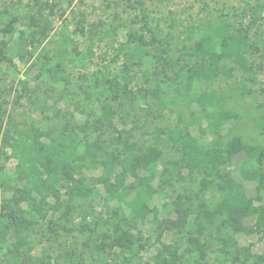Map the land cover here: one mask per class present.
<instances>
[{
    "label": "rangeland",
    "instance_id": "1",
    "mask_svg": "<svg viewBox=\"0 0 264 264\" xmlns=\"http://www.w3.org/2000/svg\"><path fill=\"white\" fill-rule=\"evenodd\" d=\"M221 21L235 35H245L253 73L225 63L231 76L195 81L188 90L186 51L209 23ZM63 38L68 43L60 52ZM1 41L6 52L0 60V264H157L159 250L166 257L173 249L186 260L177 264H196L185 253L190 237L206 246L207 264L243 262L241 254L218 255L219 238L231 234L219 219L200 225L195 219L198 205L211 211L219 202L217 190L201 192L204 176L197 173L181 169L165 180L162 172L180 161L183 138L210 147L209 112L236 116L221 128L225 142L240 135L246 143H264V0H0ZM205 91L220 99L203 113L196 97ZM107 103L114 113L102 122ZM127 132L136 153L160 141L148 203L158 223L153 213L129 221L128 210L96 181L107 160H113V179L129 158L123 146ZM53 142L69 152L72 164L49 181L38 161L42 147ZM254 165L242 150L222 169L241 181L240 172ZM125 184L136 181L128 176ZM80 185L86 193L76 189ZM243 185L247 198H255V183ZM38 191L45 198L36 208ZM175 202L181 203L179 213ZM259 204L264 207V192ZM1 207L30 221L21 237L13 228L5 234L7 209ZM166 220L173 222L167 228L161 224ZM122 231L137 237L132 251L110 247L111 237ZM232 237V252L249 248L251 255L264 254V235ZM103 241L109 245L98 252Z\"/></svg>",
    "mask_w": 264,
    "mask_h": 264
},
{
    "label": "trees",
    "instance_id": "2",
    "mask_svg": "<svg viewBox=\"0 0 264 264\" xmlns=\"http://www.w3.org/2000/svg\"><path fill=\"white\" fill-rule=\"evenodd\" d=\"M7 28V32H10L11 27L8 26ZM67 43V39L63 38L59 46L60 52H64ZM248 48H251V46L247 43L245 35H235L230 32L228 25L224 21L217 24L209 23L202 36L194 42L193 47L186 51L185 87L189 90L195 81H212L220 73L231 76V71L224 70L223 68L225 63H230L246 74H252L253 71L246 57ZM5 52L6 43L1 41L0 60L5 59ZM112 83L110 81L109 84L112 85ZM218 99H220V96L214 91H205L196 97L197 104L203 113L206 112L208 106L214 105ZM113 113V107L108 103L105 104L102 110V122L105 120L110 122ZM205 117L211 119L208 130L214 136L210 147L205 148L201 146L191 137L183 138L180 143L182 152L180 161L171 162L169 168L163 170L162 178L168 179L173 172L179 174L181 169L186 170L188 174L197 173L203 175L204 177L200 181V191L205 193L213 187L219 193L220 200L211 211H208L203 204L198 205L199 209L196 211L195 219L198 225L204 220L212 222L215 219H219L220 226L225 227L231 233L227 237L219 238L221 246L218 250V255L225 257L232 253L233 258H237L241 254L243 257L241 264H247L249 261H252V264H264V254L261 256L251 255L249 248H244L240 251L235 248V252L231 250L232 247L237 245L232 237L233 235H264V207L259 204L261 193L264 192V169L262 168V163L264 162V143L249 144L240 135H236L225 142L221 128L236 116L227 111H221L217 115L215 112H209ZM261 125L264 127V118L261 121ZM128 137L129 133L127 132L124 135L123 146L129 158L121 162L120 172L115 174L113 179L111 178L112 172L109 165L113 163V160L109 159L107 160L108 164H104L105 169L102 175L96 181L112 199L117 201L120 209L125 207L128 210L127 219L129 221L138 222L150 213H153L154 220L158 223V212L155 209L151 210L148 203L153 193L151 182L161 156L159 150L160 141L158 138H155L145 151L136 153L133 145L128 142ZM58 144L57 142H53L46 147H42V152L39 153L40 161H38V166L43 170L42 173L49 181L55 179L57 173L63 172L62 170L70 169L72 164L69 152L65 148L56 147ZM242 150L245 151L250 159L254 160L255 165L249 170H242L240 172L241 181H239L229 171L222 169V167L228 165L231 159ZM142 170H145L147 175L140 176L139 173ZM128 176L133 178L136 184L126 185L125 180ZM243 182L255 183L256 197L252 200L247 198ZM52 187L53 185H49V190H52ZM76 189L86 193V190L82 187L81 189H78V187ZM30 194L28 193L27 195L30 196ZM38 194L41 196V199L38 204H35L36 208L40 207L45 198L41 191H38ZM17 204H19V201H17ZM1 208L7 209L2 213L3 217L7 219V224L4 226L5 234L10 228H13L15 233L21 237L28 225L31 224L30 221L18 217L12 209L7 207ZM174 208L179 213L181 211V203L175 202ZM187 210L182 214L186 216L188 214ZM17 211L20 212L21 210L17 209ZM251 217L254 219L253 224H246V219ZM183 222H185V219L181 218L179 220L180 227L184 226ZM171 223H173L171 220L161 222L166 228L172 225ZM137 242L138 239L133 234L122 231V233L111 237L110 247L132 251ZM107 244V241H103L102 246L97 247L96 250L102 252ZM188 244L189 247L185 253L189 256H194L196 264H207L206 246L200 243L196 237H190ZM182 259L183 254H178L174 249L168 251V256L166 257L164 251L159 250L156 256V263L177 264ZM185 261L183 259L182 262ZM233 262L236 261L233 259ZM65 264L73 263L66 261Z\"/></svg>",
    "mask_w": 264,
    "mask_h": 264
}]
</instances>
